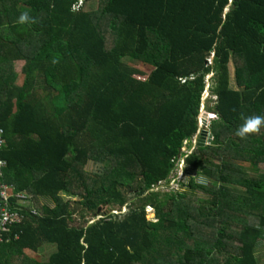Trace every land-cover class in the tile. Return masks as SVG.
Segmentation results:
<instances>
[{
	"label": "trees",
	"instance_id": "obj_1",
	"mask_svg": "<svg viewBox=\"0 0 264 264\" xmlns=\"http://www.w3.org/2000/svg\"><path fill=\"white\" fill-rule=\"evenodd\" d=\"M255 115L264 0H0V212L21 218L0 264H262L264 126L235 134Z\"/></svg>",
	"mask_w": 264,
	"mask_h": 264
},
{
	"label": "rangeland",
	"instance_id": "obj_2",
	"mask_svg": "<svg viewBox=\"0 0 264 264\" xmlns=\"http://www.w3.org/2000/svg\"><path fill=\"white\" fill-rule=\"evenodd\" d=\"M125 61L127 63H129L130 65H132V66H135V67H137L139 69H142L144 72L148 71V69L151 68L149 66L143 65L142 63H140L138 61H135V60H132L130 58H125ZM21 66H22V63L21 62H18L16 64V66H15L16 71L20 72ZM210 76L211 75H209L206 78L207 81L210 78ZM21 80H22V76H19L18 83ZM207 95H208V93L206 92L205 95H204V98L205 99H204V103H203V109L204 110L201 113H204L205 112V109L207 110V106L208 105H213L214 104V101H215V98L216 97L215 96L214 97L211 96L213 100L207 102L208 96L210 97V95H208V96ZM201 109H202V107H201ZM202 122H204V121H202ZM202 128H203V126H202ZM194 139L196 140V137ZM182 150H183V148H182ZM184 167H185V163H184V159L182 158L180 160V166H178V168H177L178 171H177L176 174L173 175L169 186H167V185H161L157 190L164 192V191H169L171 189H177L179 187V185H178V182L179 181H182L184 183H187L189 181V177L194 175L195 170H192V169L185 170ZM86 171L97 172V173H106L108 171V169L105 168V166L103 164H101V163H98V162H89L88 165H87V167H86ZM39 202L41 204H52L51 200L49 198H46V197L41 198L39 200ZM104 209H106V207H104ZM77 215H79V214H77ZM149 217H152V215H149ZM26 252L31 257H34L36 259L42 260V259H44L47 256V253L50 252V250H49V248H47V247L44 246L37 253H35L33 251H29V250H27ZM257 253H258V256H259V258L261 260V263L264 264V242L263 241L258 244V246H257Z\"/></svg>",
	"mask_w": 264,
	"mask_h": 264
},
{
	"label": "clouds",
	"instance_id": "obj_3",
	"mask_svg": "<svg viewBox=\"0 0 264 264\" xmlns=\"http://www.w3.org/2000/svg\"><path fill=\"white\" fill-rule=\"evenodd\" d=\"M18 23H25V22H33L31 17H29L28 13H21V15L19 16L18 18ZM207 87H209V85H207ZM208 93L209 95V92L208 91H205V93ZM205 95V94H204ZM207 95V96H208ZM209 97V96H208ZM205 99V98H204ZM203 105H202V109H201V112L203 111ZM208 113V116H209V119H208V122L210 121V119H213V118H217V113H212V112H209V111H205V113ZM202 114V113H201ZM200 114V116H201ZM199 122H200V127L202 128L203 126V122L200 120V117H199ZM264 126V115H255V116H251V117H248L244 120V122L236 129V132L235 134L241 138H246L248 137L250 134H255V133H258L261 129V127ZM4 147V146H3ZM3 150V148H2ZM2 153V151H1ZM2 156V155H1ZM3 158V157H2ZM4 159V158H3ZM11 189V196L14 195L13 193V186L11 185L10 187ZM25 195V196H28V197H19L20 195ZM10 196V197H11ZM16 197L18 199H21V200H26V199H29L30 198V195L26 192H20V193H17L16 194ZM3 201V200H2ZM29 202H27L26 204H28ZM125 210V209H124ZM150 212V210H148ZM34 213H36V211L34 210ZM16 223H19V222H16ZM3 232L5 233L6 230L0 232V242L4 240V236H3Z\"/></svg>",
	"mask_w": 264,
	"mask_h": 264
},
{
	"label": "built area",
	"instance_id": "obj_4",
	"mask_svg": "<svg viewBox=\"0 0 264 264\" xmlns=\"http://www.w3.org/2000/svg\"><path fill=\"white\" fill-rule=\"evenodd\" d=\"M3 129H0V173L1 170L6 166V160L2 158L1 156V151L2 148L5 144V139L3 138ZM182 165V164H181ZM9 187V188H8ZM11 185L7 183H3L0 188V195L1 199L3 200L4 203L7 202L9 197L11 196ZM8 189V190H7ZM19 197H28L25 195H20ZM21 218H19V215L17 213L9 212L6 209L1 210L0 212V232L4 231L6 229V226L8 223L12 222H19Z\"/></svg>",
	"mask_w": 264,
	"mask_h": 264
},
{
	"label": "water",
	"instance_id": "obj_5",
	"mask_svg": "<svg viewBox=\"0 0 264 264\" xmlns=\"http://www.w3.org/2000/svg\"><path fill=\"white\" fill-rule=\"evenodd\" d=\"M211 112L215 113L214 111H211ZM200 119H201V121H204L203 122V129H204L203 134H205L207 131V123H208V119H209L208 113L207 112L202 113L200 116ZM204 137H205L204 135L201 136V138H204Z\"/></svg>",
	"mask_w": 264,
	"mask_h": 264
}]
</instances>
